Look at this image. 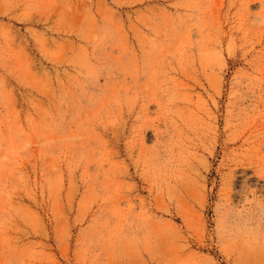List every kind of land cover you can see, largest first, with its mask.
Listing matches in <instances>:
<instances>
[{
    "label": "rangeland",
    "instance_id": "obj_1",
    "mask_svg": "<svg viewBox=\"0 0 264 264\" xmlns=\"http://www.w3.org/2000/svg\"><path fill=\"white\" fill-rule=\"evenodd\" d=\"M0 264H264V0H0Z\"/></svg>",
    "mask_w": 264,
    "mask_h": 264
}]
</instances>
